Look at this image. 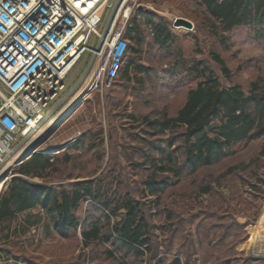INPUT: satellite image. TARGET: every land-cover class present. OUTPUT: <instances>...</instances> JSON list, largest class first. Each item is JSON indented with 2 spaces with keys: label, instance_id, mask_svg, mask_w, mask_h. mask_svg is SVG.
<instances>
[{
  "label": "rangeland",
  "instance_id": "rangeland-1",
  "mask_svg": "<svg viewBox=\"0 0 264 264\" xmlns=\"http://www.w3.org/2000/svg\"><path fill=\"white\" fill-rule=\"evenodd\" d=\"M117 1L106 9L101 33ZM139 2L143 8L133 19L142 27V43L130 39L124 66L131 63L129 78L120 77L103 94L93 93L67 115L65 109L84 92L83 79L93 62L87 53L45 110L46 116L64 110L65 115L41 137L38 130L20 138L16 153L0 167V195L14 177L42 191H71L85 182L94 195L72 213L77 227L65 226L42 208L22 214L13 232L0 233V264H264V136L193 172L183 130L156 135L145 121L176 116L204 69L224 88L239 86L247 96L254 83L263 85L264 30L240 26L215 36L204 9L193 0ZM179 18L193 28L176 26ZM148 19L164 23L168 38L157 39ZM213 54L224 59L229 77ZM33 152L53 157L54 166L43 178L19 174L29 159L21 161ZM121 199L138 203L147 224L149 244L141 255L128 251L115 231L126 216L125 210L113 213ZM95 224L100 239L85 242L83 232Z\"/></svg>",
  "mask_w": 264,
  "mask_h": 264
},
{
  "label": "built area",
  "instance_id": "built-area-1",
  "mask_svg": "<svg viewBox=\"0 0 264 264\" xmlns=\"http://www.w3.org/2000/svg\"><path fill=\"white\" fill-rule=\"evenodd\" d=\"M112 2L0 0V167L16 153L20 138L57 121L61 113L46 116L45 110L66 89V79L87 53L94 58L83 79L84 92L65 109L67 115L116 82L130 51L128 25L142 5L118 0L101 33Z\"/></svg>",
  "mask_w": 264,
  "mask_h": 264
},
{
  "label": "trees",
  "instance_id": "trees-1",
  "mask_svg": "<svg viewBox=\"0 0 264 264\" xmlns=\"http://www.w3.org/2000/svg\"><path fill=\"white\" fill-rule=\"evenodd\" d=\"M193 1L204 9L215 36L240 26L264 30V0ZM134 19V36L131 40L141 44L142 27ZM148 23L154 24L157 39L168 38V29L164 23L152 19H148ZM126 37L129 39L128 35ZM213 59L224 76L229 77L224 59L217 54H213ZM125 62L116 82L120 77L129 78L131 63L124 67ZM200 76L202 79L188 91L187 100L176 116L163 114L158 119H145L147 126L156 135L183 130L181 137L184 139L187 165L193 172L234 155L236 146H248L264 136V84L254 83L247 96L239 86L224 88L219 79L206 69ZM169 157L167 160L170 162ZM52 159L51 155H33L30 161L21 165L19 174L28 178H43L54 166ZM166 170L165 167L161 169L162 172ZM155 182L151 181L149 185L153 186ZM157 192L153 191L154 194ZM93 195L92 184L85 182L73 185L71 191H42L28 179L14 177L7 190L0 195V233L13 232L14 221L36 208L57 214L65 226L77 227L72 213L78 210L84 198ZM121 210H125L126 216L115 227V231L128 251L141 255L143 248L148 247L149 240L148 227L140 214V205L132 199H121L113 213ZM100 235L96 224L90 231L83 232L85 242L99 240ZM5 236L8 238L10 234Z\"/></svg>",
  "mask_w": 264,
  "mask_h": 264
},
{
  "label": "water",
  "instance_id": "water-1",
  "mask_svg": "<svg viewBox=\"0 0 264 264\" xmlns=\"http://www.w3.org/2000/svg\"><path fill=\"white\" fill-rule=\"evenodd\" d=\"M143 8V6H141V9ZM175 24H176V26H178V27H185V28H189V29H192L193 28V24L190 22V21H188V20H186V19H184V18H179V19H177L176 20V22H175ZM63 148H61V149H58V151H60V150H62ZM52 152H54V151H52ZM36 153H27V156L23 159V161H21V163H23L25 160H28V159H30L33 155H35Z\"/></svg>",
  "mask_w": 264,
  "mask_h": 264
},
{
  "label": "flooded vegetation",
  "instance_id": "flooded-vegetation-1",
  "mask_svg": "<svg viewBox=\"0 0 264 264\" xmlns=\"http://www.w3.org/2000/svg\"><path fill=\"white\" fill-rule=\"evenodd\" d=\"M134 29H135L134 24L130 23L128 26V29H127V35L129 37V39H132V37L134 36Z\"/></svg>",
  "mask_w": 264,
  "mask_h": 264
},
{
  "label": "bare ground",
  "instance_id": "bare-ground-1",
  "mask_svg": "<svg viewBox=\"0 0 264 264\" xmlns=\"http://www.w3.org/2000/svg\"><path fill=\"white\" fill-rule=\"evenodd\" d=\"M66 111L68 112L69 110L67 109ZM64 112H65V111H64ZM64 112H62V113L59 115V117L62 116V115H65ZM54 123H55V122H54ZM48 127H50V125H48V126L42 128L41 130H39L38 135H37V138L41 137L44 133H46V131L48 130ZM48 131H49V130H48Z\"/></svg>",
  "mask_w": 264,
  "mask_h": 264
},
{
  "label": "crops",
  "instance_id": "crops-1",
  "mask_svg": "<svg viewBox=\"0 0 264 264\" xmlns=\"http://www.w3.org/2000/svg\"><path fill=\"white\" fill-rule=\"evenodd\" d=\"M132 19H133V17H132ZM132 19H131L130 23H132V22H133V20H132ZM130 23H129V24H130ZM128 26H129V25H128ZM127 29H128V28H127ZM126 35H127V32H126ZM93 44H94V45H96V44H97V40H96V39H94V41H93ZM92 56H93V55H92ZM93 58H94V57H93Z\"/></svg>",
  "mask_w": 264,
  "mask_h": 264
}]
</instances>
